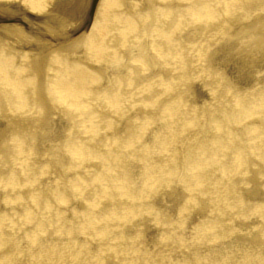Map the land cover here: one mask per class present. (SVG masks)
<instances>
[{
    "label": "bare ground",
    "instance_id": "obj_1",
    "mask_svg": "<svg viewBox=\"0 0 264 264\" xmlns=\"http://www.w3.org/2000/svg\"><path fill=\"white\" fill-rule=\"evenodd\" d=\"M0 264H264V0H0Z\"/></svg>",
    "mask_w": 264,
    "mask_h": 264
}]
</instances>
